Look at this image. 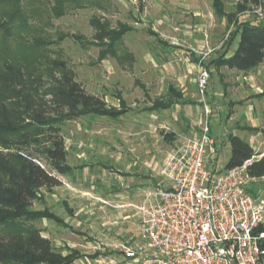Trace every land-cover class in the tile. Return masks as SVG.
<instances>
[{"label": "rangeland", "instance_id": "obj_1", "mask_svg": "<svg viewBox=\"0 0 264 264\" xmlns=\"http://www.w3.org/2000/svg\"><path fill=\"white\" fill-rule=\"evenodd\" d=\"M93 1L85 9L50 19L46 32L53 43L48 48L73 70L87 93L113 107L119 106L120 94L128 112L117 120L85 116L61 127L71 171L59 175L41 162L60 185L42 189L32 208L48 209L66 226L53 220L31 224L58 252L78 251L82 257L74 264H130L122 246L139 242L138 208L161 181L168 153L207 124L220 146L218 166L223 168L230 157L228 134L248 142L256 159L264 156V61L249 74L209 67L202 96L200 71L211 60L230 56L238 42L236 38L228 44L234 27L213 15L209 0ZM224 6L227 13H235V4ZM94 17L115 29L131 28L117 51L120 58L97 62L99 48L88 44ZM238 19L263 24L264 0ZM125 52L132 62L121 58ZM169 100L176 102L169 109L151 110ZM245 126L258 132L240 129ZM249 189L264 200V178L251 182Z\"/></svg>", "mask_w": 264, "mask_h": 264}, {"label": "trees", "instance_id": "obj_2", "mask_svg": "<svg viewBox=\"0 0 264 264\" xmlns=\"http://www.w3.org/2000/svg\"><path fill=\"white\" fill-rule=\"evenodd\" d=\"M209 1L213 15L234 27L228 44L232 45L236 38L238 42L230 56L223 54L204 68L251 73L264 61V23H242L238 16L249 7L261 6L262 0ZM226 3L235 4V13L225 11ZM92 4L93 0H0V264H74L82 257L74 249L58 252L31 223L53 220L66 226L48 209L32 208L42 189L60 185L41 162L59 175L71 171L61 127L85 116L117 120L128 112L120 94L116 96L119 106L113 107L87 93L73 70L63 59L53 58L48 48L53 43L46 32L50 19ZM89 23L94 36L88 44L99 48L97 62L106 57L120 58L117 51L131 28L119 25L115 29L95 17ZM73 39L82 43L81 37ZM121 58L133 61L126 52ZM171 93L177 95L173 89ZM174 103L162 102L151 110L169 109ZM240 129L258 132L249 126ZM167 137L173 138L172 134ZM227 142L230 157L225 170L246 165L248 177L263 179L264 156L256 159L250 144L237 135L228 134ZM261 233L264 226L255 231L256 235ZM259 246L264 251V239Z\"/></svg>", "mask_w": 264, "mask_h": 264}, {"label": "built area", "instance_id": "obj_3", "mask_svg": "<svg viewBox=\"0 0 264 264\" xmlns=\"http://www.w3.org/2000/svg\"><path fill=\"white\" fill-rule=\"evenodd\" d=\"M209 72L198 91L204 96ZM205 114H211L205 106ZM220 146L207 124L164 158L161 181L139 212L138 244L122 246L130 264H264V200L256 198L246 166H218Z\"/></svg>", "mask_w": 264, "mask_h": 264}, {"label": "crops", "instance_id": "obj_4", "mask_svg": "<svg viewBox=\"0 0 264 264\" xmlns=\"http://www.w3.org/2000/svg\"><path fill=\"white\" fill-rule=\"evenodd\" d=\"M252 128H255V127H252ZM228 148H229V145H228Z\"/></svg>", "mask_w": 264, "mask_h": 264}]
</instances>
